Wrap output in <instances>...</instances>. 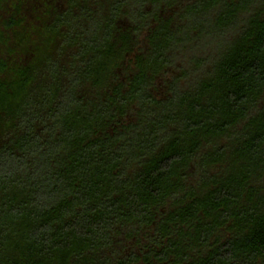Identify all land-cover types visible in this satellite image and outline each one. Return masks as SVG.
<instances>
[{"label": "trees", "instance_id": "obj_1", "mask_svg": "<svg viewBox=\"0 0 264 264\" xmlns=\"http://www.w3.org/2000/svg\"><path fill=\"white\" fill-rule=\"evenodd\" d=\"M0 264H264V0H0Z\"/></svg>", "mask_w": 264, "mask_h": 264}]
</instances>
